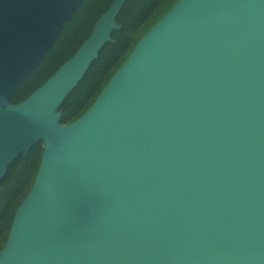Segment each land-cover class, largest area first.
<instances>
[{
  "label": "water",
  "instance_id": "1",
  "mask_svg": "<svg viewBox=\"0 0 264 264\" xmlns=\"http://www.w3.org/2000/svg\"><path fill=\"white\" fill-rule=\"evenodd\" d=\"M82 0H0V179L43 140L0 264H264V0H178L70 124L123 0L5 103Z\"/></svg>",
  "mask_w": 264,
  "mask_h": 264
},
{
  "label": "rangeland",
  "instance_id": "2",
  "mask_svg": "<svg viewBox=\"0 0 264 264\" xmlns=\"http://www.w3.org/2000/svg\"><path fill=\"white\" fill-rule=\"evenodd\" d=\"M115 0H82L71 12L38 64L9 96L5 107L19 104L41 87L70 59ZM178 0H123L109 40L98 51L81 79L55 109L60 124H70L95 102L143 35ZM44 152L43 140L21 151L0 179V251L5 246L15 213L30 191Z\"/></svg>",
  "mask_w": 264,
  "mask_h": 264
}]
</instances>
